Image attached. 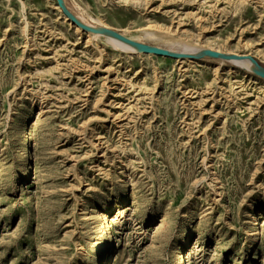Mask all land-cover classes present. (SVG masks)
Wrapping results in <instances>:
<instances>
[{"label":"rangeland","instance_id":"1","mask_svg":"<svg viewBox=\"0 0 264 264\" xmlns=\"http://www.w3.org/2000/svg\"><path fill=\"white\" fill-rule=\"evenodd\" d=\"M64 1L189 57L0 0V264H264V0Z\"/></svg>","mask_w":264,"mask_h":264},{"label":"water","instance_id":"2","mask_svg":"<svg viewBox=\"0 0 264 264\" xmlns=\"http://www.w3.org/2000/svg\"><path fill=\"white\" fill-rule=\"evenodd\" d=\"M57 4L60 6V8L62 9V11L68 15V17L77 25L85 28V29H89L90 27L86 24H84L82 21H80L68 8V6L66 5L64 0H56ZM97 31H100L102 33H107L113 36H116L122 40H125L129 43H132L134 45H136L139 49H141L144 52H149V53H154V54H158V55H167V56H172V57H178V56H186L184 53H179V52H171L167 49L164 48H160V47H156V46H152V45H148V44H143V43H138V42H134L126 37H123L119 32L113 30V29H109V28H105V27H100L97 29ZM204 54L213 56V57H219V58H224V59H234L236 58V56H232V55H228L225 53H221L218 51H213V50H206L204 51ZM246 57V56H245ZM248 59H250L251 61H253L257 68L255 69L256 73H259L261 75H264V67L252 56H247Z\"/></svg>","mask_w":264,"mask_h":264},{"label":"bare ground","instance_id":"3","mask_svg":"<svg viewBox=\"0 0 264 264\" xmlns=\"http://www.w3.org/2000/svg\"><path fill=\"white\" fill-rule=\"evenodd\" d=\"M60 7V6H59ZM72 12V11H71ZM64 13V12H63ZM65 14V13H64ZM65 16L66 17H68V15H66L65 14ZM78 18V17H77ZM68 19H70L69 17H68ZM79 19V18H78ZM71 20V19H70ZM80 20V19H79ZM72 21V20H71ZM80 21H82V20H80ZM73 22V21H72ZM83 22V21H82ZM84 23V22H83ZM76 24V23H75ZM84 24H86V23H84ZM77 25V24H76ZM86 25H88V24H86ZM78 27H80L81 29H83V30H85L89 35H90V37L92 36L93 38H103L104 40H106L107 42H109L110 44H112V45H114V46H116L117 48L118 47H121V48H124V49H129V50H136V51H139V52H144V51H142L141 49H139L136 45H134V44H132V43H129V42H127V41H125V40H122V39H120V38H118V37H116V36H113V35H110V34H107V33H102V32H100V31H97V29H98V27H96V26H91V25H88L90 28L89 29H85V28H83V27H81V26H79V25H77ZM123 37H126V38H128V39H130V40H132V41H134V42H138V43H143V44H145V42L143 41V40H141L140 38H134V37H131V36H127L126 34H123V33H120ZM160 35V34H159ZM159 35H156V34H148V36H150V37H152V38H159V37H161V36H159ZM171 36V35H170ZM172 40V39H171ZM179 40V39H178ZM177 40V41H178ZM175 41V40H174ZM167 42V41H166ZM169 42V41H168ZM178 42H180V41H178ZM185 42V41H184ZM181 43H183V41H181ZM189 42H187V43H184V45H185V48H191L192 47V45L191 44H188ZM157 47V46H156ZM161 48V47H160ZM164 49H167V50H169V51H171V52H176V51H174V50H172V49H169V48H164ZM206 50H209V49H203L202 50V53H204V51H206ZM213 51H218V50H213ZM218 52H220V51H218ZM145 53H149V52H145ZM179 53H181V52H179ZM201 53V52H200ZM222 53V52H221ZM151 54H154V53H151ZM186 56H183V57H181V56H178V57H173V58H179V59H182V58H187V57H189V54H187L186 52L184 53ZM225 54H228V53H225ZM156 55H158V54H156ZM201 55H207V54H201ZM228 55H231V54H228ZM165 56H167V55H165ZM232 56H234V55H232ZM241 59H248L247 58V56L245 57V56H236V58H234V59H231V60H241ZM248 60H250V59H248ZM223 61V60H222ZM251 61V60H250ZM235 63V62H234ZM249 70H252V71H255V69L257 68V66H256V64L253 62V61H251V62H244L243 63ZM244 66V67H245ZM257 75L260 77V78H262L263 80H264V75H261V74H259V73H257ZM180 258V257H179ZM108 260V259H107ZM178 262V261H177Z\"/></svg>","mask_w":264,"mask_h":264}]
</instances>
